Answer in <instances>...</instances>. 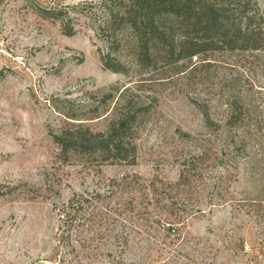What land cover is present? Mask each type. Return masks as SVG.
<instances>
[{"label":"rangeland","instance_id":"obj_1","mask_svg":"<svg viewBox=\"0 0 264 264\" xmlns=\"http://www.w3.org/2000/svg\"><path fill=\"white\" fill-rule=\"evenodd\" d=\"M79 1L0 0V264H264V49L202 54L186 83L161 91L135 163L64 160L57 98L128 80L102 67L83 18L65 34L39 11ZM86 124L102 130L106 119ZM77 196L106 214L93 254L72 249L89 244L78 235L57 248L62 210Z\"/></svg>","mask_w":264,"mask_h":264},{"label":"trees","instance_id":"obj_2","mask_svg":"<svg viewBox=\"0 0 264 264\" xmlns=\"http://www.w3.org/2000/svg\"><path fill=\"white\" fill-rule=\"evenodd\" d=\"M42 10L60 21L65 34H73L76 19L83 18L102 45V67L128 79L82 100L57 98L61 103L57 112L65 120L53 138L64 160L73 154L88 162L135 163L139 129L158 106L161 91L186 83L203 65L202 54L264 49V17L257 0H82ZM194 103L205 122L217 127L206 104ZM100 117L106 119L104 129L86 124ZM240 119L238 113L232 114L226 124L232 127ZM89 203L83 196L68 200L60 217L57 248L78 235L77 243L86 239L89 244L72 249L77 254V247L94 253L93 227L100 229L106 214L99 208L87 209ZM169 227L161 229H173Z\"/></svg>","mask_w":264,"mask_h":264}]
</instances>
